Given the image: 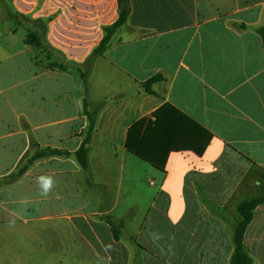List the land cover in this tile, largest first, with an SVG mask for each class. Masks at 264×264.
Listing matches in <instances>:
<instances>
[{"label":"crops","instance_id":"0c3cea01","mask_svg":"<svg viewBox=\"0 0 264 264\" xmlns=\"http://www.w3.org/2000/svg\"><path fill=\"white\" fill-rule=\"evenodd\" d=\"M128 1L125 27L84 83L77 66L118 18L117 0H0V264H229L237 204L264 195V0ZM23 20L45 23L43 41L66 71L47 69L18 37L33 32ZM85 98L96 116L83 170L74 153ZM158 112L159 127L135 128ZM31 141L70 155L3 183ZM176 143L184 150L166 151ZM42 175L55 181L47 196ZM91 193L148 198L133 237ZM244 246L264 264V205Z\"/></svg>","mask_w":264,"mask_h":264},{"label":"trees","instance_id":"16d2710c","mask_svg":"<svg viewBox=\"0 0 264 264\" xmlns=\"http://www.w3.org/2000/svg\"><path fill=\"white\" fill-rule=\"evenodd\" d=\"M118 4V18L114 23L111 25L103 27V38L100 41L99 45L92 51L91 55L87 58L85 63L82 65V70H80V67L77 66L80 78L86 83V76L87 72L90 68V65L94 58L98 56H102L105 51L109 48L111 38L113 35L122 27H125L127 18L129 15V1L128 0H117ZM38 27V33L36 32H30L27 34L26 37V43L32 44L37 50L39 49L40 45H46L43 41L44 31L46 28V25L42 21H34L33 23ZM259 35L261 36L264 44V26H262L258 30ZM38 34L41 36H38ZM40 37V38H39ZM47 46V45H46ZM48 47V46H47ZM51 49V48H50ZM52 50V49H51ZM55 52V51H54ZM59 54V53H58ZM57 54V55H58ZM59 57V56H58ZM66 64L62 63L60 61H52L51 63H48L46 65V68L49 70H58V71H66ZM162 81L161 76H153L147 81H145L142 84V87L144 91L147 94H154L151 90V86L156 83ZM88 106L87 99L85 98L83 101V113L87 117L88 121V127L85 131L83 140L77 149V151L74 153V157L79 164V166L86 170L88 167L87 163V147L89 144L91 133L95 129V116L96 112L89 113L86 111V107ZM172 111L173 114H177L178 116H182L179 112H177L175 109L165 105L161 108L164 113L166 111ZM156 121L151 123L150 121H147L146 119H141L140 121L135 123V128L144 125L147 128L153 127V129H156L155 127H159V112L155 113ZM185 118V117H184ZM167 126V125H165ZM163 127L162 129H165L166 127ZM164 131V130H163ZM165 132H163L164 134ZM184 133L179 131L178 133V140L181 141V137H183ZM180 144H172L166 147V151L169 152L170 150H184L181 148H185V146ZM127 147L129 150H131L136 156L142 157L141 153L137 151L136 147L131 148L128 144ZM30 150L33 151V154L29 155L28 153L25 154L22 159L20 160L19 164L17 165L14 172H12L10 175L2 179L3 183H12L17 181L23 174L28 170V168L35 163L38 160L54 157V156H69L70 154L61 151L58 149H52V148H39L34 142H30L29 145ZM264 205V195L263 196H256L254 198L248 199V200H242L240 201L236 206V212L240 218L239 222L234 226L233 230V244H234V252L230 258L229 264H253V260L250 258V256L247 254V251L244 246V233L248 225L253 219V213L254 210Z\"/></svg>","mask_w":264,"mask_h":264},{"label":"rangeland","instance_id":"374dc122","mask_svg":"<svg viewBox=\"0 0 264 264\" xmlns=\"http://www.w3.org/2000/svg\"><path fill=\"white\" fill-rule=\"evenodd\" d=\"M24 24L29 25L32 28V31L35 33H38V27L36 25H33L32 23H26L27 21H24ZM12 25V24H10ZM18 37L22 40L26 35H27V30L26 27H21L18 28ZM38 36H40L38 34ZM41 37V36H40ZM39 37V38H40ZM39 52H40V58L41 60H46L47 64L51 63L52 61H60L58 55L56 52L51 50L49 47L46 45H40L39 47ZM90 196L93 198V202L95 203V207L98 209H109L110 207L114 206V209L111 213V215H108V217L112 219L116 218H122V220L125 222V236L126 238H129L130 236L133 237L136 230L138 229V224L142 221V218L145 214V207L147 206L146 203H148V198L145 196V199H134L135 195H123L121 194H116V195H108V199L106 198L107 195H101L99 193H91ZM116 196V199H115ZM112 198V200H111ZM136 198V197H135ZM138 207V208H137ZM139 252L141 255V251H136Z\"/></svg>","mask_w":264,"mask_h":264},{"label":"clouds","instance_id":"9594fccd","mask_svg":"<svg viewBox=\"0 0 264 264\" xmlns=\"http://www.w3.org/2000/svg\"><path fill=\"white\" fill-rule=\"evenodd\" d=\"M41 194L47 196L48 193L54 188L55 181L51 176L42 175L38 178Z\"/></svg>","mask_w":264,"mask_h":264}]
</instances>
